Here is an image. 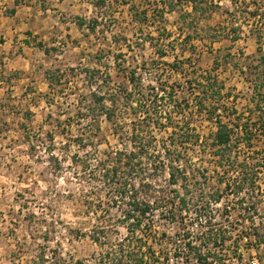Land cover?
I'll return each mask as SVG.
<instances>
[{"label": "rangeland", "instance_id": "obj_1", "mask_svg": "<svg viewBox=\"0 0 264 264\" xmlns=\"http://www.w3.org/2000/svg\"><path fill=\"white\" fill-rule=\"evenodd\" d=\"M105 1L109 3L101 6L99 28L96 25L95 32L83 38V48L80 40L72 44L59 39H56L59 44L47 47L51 55L41 62L42 73L61 70L64 77L54 82L53 89L49 85L33 102L21 104L15 119L11 118V134L1 141L0 264H99L107 260L106 253L112 249L119 254H132L138 261L144 257V264H167L170 259L173 264H181V197L184 194L193 198L200 192L213 196L224 190L222 183L235 180L228 160L215 155L219 148L214 147L211 135L216 126L199 115L196 98L201 96V84L205 82L200 80L211 72L225 83V94L229 92L232 96L229 106L238 100L240 113L248 107L245 97L249 93L240 70L249 67L253 69L252 77H260L264 82V40L260 52L258 29L252 28L247 12L263 0H238V6L232 0H214L218 7L211 14L212 27L206 29L209 15L200 16L202 25L198 31L191 29L196 38L192 42L195 51L184 41H178L179 32L174 33L170 42L166 39L156 46L153 38L159 33L152 19L145 27L130 25L123 9L117 14L115 0ZM133 1L142 10V6L149 9L156 6L159 0ZM176 10L180 11L178 5ZM176 20L174 15L167 25H175ZM93 21L87 26L91 31ZM186 24L181 18V30L188 32ZM232 25L240 40L235 41L234 33H218ZM163 34L166 37L167 32ZM163 49L168 50V56L161 59L157 52ZM176 57L179 69L173 71L170 66L175 64ZM215 67L219 68L217 73L212 72ZM131 70H137L144 88L156 87L164 96L174 89L175 101L181 102L185 110L177 108L174 101H162L156 106L157 119L163 125L145 127L153 139L151 155L170 152L163 153L159 162L150 158L142 163L145 182H153V192L146 200L153 203L154 198L159 200L154 205L159 209L151 214L147 226L128 237V226L122 223L128 201L118 194V181L106 182L104 174L112 170L117 153L138 152L140 141L135 139L133 122L145 121L147 114L135 116L132 110L120 105L117 124L99 115L101 132L91 133V117L85 116L89 115L86 110L79 116L78 105L107 80V74L113 88L126 87ZM160 84L166 92H161ZM185 99L190 102L188 107ZM147 104L152 106L151 101ZM20 112H24V122L16 119ZM168 122L172 125H167ZM82 133L87 136L81 145L78 141ZM172 142L181 145L180 161L175 165L169 162L170 156L177 155ZM254 142L264 146V133ZM176 166L181 171H176L179 181L173 185L169 171ZM129 168L123 164L120 171ZM233 184L236 192L238 186ZM144 194H140L141 200ZM262 222L260 234L264 239ZM102 229L106 238L96 242L93 235Z\"/></svg>", "mask_w": 264, "mask_h": 264}, {"label": "trees", "instance_id": "obj_2", "mask_svg": "<svg viewBox=\"0 0 264 264\" xmlns=\"http://www.w3.org/2000/svg\"><path fill=\"white\" fill-rule=\"evenodd\" d=\"M232 1L236 6H238V0ZM180 4L182 7H184V9L191 8V11H181V18L186 21V25L189 28H186L188 32H186L185 30H180V32L182 31L181 36H183V41L185 42V44L190 46L191 51H195L196 47L194 46V44H192V42L196 38H194V31L192 32L191 29L198 31L199 27H201L202 25L200 16H209L213 13V10L218 7V5L215 4L214 0H159L157 5L153 6V11L151 14V23L157 27V32L159 33L157 38H153V40L156 41V46H159L161 45V43H165L167 41L166 39L169 40L173 36V33L169 32L167 29L168 19L166 18V15L172 12L175 9V6ZM97 5L99 7H101L102 5L104 6L106 5V1H97ZM167 7H169V9ZM131 11L135 12L134 19L140 25H142L144 22H148L147 11L145 9L139 10L138 7L132 6ZM247 15L248 18L252 19V28L258 29L257 43L261 46L263 44L262 41L264 40V0L260 4L256 3L255 9L251 11L249 10L247 12ZM211 18L212 15L208 19L209 22L208 24H206V29L212 27V24H210ZM92 23L94 24V27H92L91 29L95 30L98 22L97 20H94ZM83 24L84 23L81 22V25ZM223 29V31L218 30V33H234L236 35V38H234L235 41L241 39V36L238 35V30L235 29L233 25L232 28L226 27ZM163 32H167L166 37ZM167 45L171 47V44L168 43ZM40 47H42V45H40ZM258 49L260 52L263 51L262 46ZM167 51L168 50L166 49L159 50L157 54L161 59H164L168 56ZM185 53L187 52H185L184 50L183 54L185 55ZM118 57H122V55ZM177 59L178 57H176L175 64H172L170 66L173 68V71L175 69H179V66H177ZM218 70L219 68L215 67L212 69V72L217 73ZM88 71L91 75L92 72L90 70ZM60 72L61 70H56L49 71L47 73L51 89H53L54 82L58 80L62 81L64 75H61ZM128 73L129 74H127V80L129 81V85L127 84L126 87L119 88H113L111 86V77L107 74V80L104 81L102 85H99L97 87L98 90L96 89L94 92H91L90 97L82 98L78 105V115L80 116V113L82 114V111L84 110L89 113V115L87 114L85 116L91 117V129H93L91 133H93L94 131L101 132L98 118L100 117L99 115L103 116L104 119H106V121H108L109 123L113 125L117 124L119 119L118 109L120 105L127 110H132L135 116L141 112H145L147 114L145 121L135 119V121L133 122L135 128V139H138L140 141V148L138 152L137 150H132L128 155L124 153H117L116 163L112 167V170H107L104 174L106 182H110L111 180L112 182H114L115 180L118 181V187L116 188L118 194L123 200L128 201V207L122 214V223L128 226V237H131V235L136 234L137 231H140L142 228L147 226V222H150L151 214L159 209V206L154 207L155 203H159V200L157 202V199L154 198V203L146 200L147 197L150 198V194L153 192V182H145L146 178L143 174L142 163L146 159L150 160V158L155 159L159 162L161 159H163V153L167 155V153L170 152L165 150L164 152H158V155H151L153 139L152 137L148 136L149 130H146L145 127L150 126L151 124L163 125L160 124L159 119H157V113L159 109L158 106H156L162 103V101H174L177 108L182 107L184 110L185 107L181 106V102L179 103L178 101H175L174 89L171 92H168L167 96H164L163 94L158 92V88L156 87H142L137 77V70H131ZM94 74L96 75V73ZM252 76H254L253 69L248 67L246 82L248 84L247 90L249 95L245 97V100L247 102L246 105H248V107L241 113L239 112V108L237 107L238 100L231 102V106L228 105V103L232 101L233 98L232 96H230L229 92L225 94L227 88L225 86V83L219 80L218 76H215L214 74L212 75L210 72L206 77L200 80L205 82L201 84L203 88L201 96H197L196 98L197 109H199L200 116L203 115L206 121H209L216 126V132L211 135V139L213 141L214 147L219 148L215 155H219L218 157H221L223 160H230L231 154L228 155L225 150L232 152V148H230L229 145L239 140L238 138L233 137V127L243 128L244 141L247 143H253L259 134L264 133V82L261 81L260 77L253 78ZM160 85L162 87L161 92H166L167 90H163V84ZM148 101H151V107L147 104ZM185 103L187 107L188 105H190V102L186 99ZM96 112L100 114L91 116L92 113L94 115ZM168 120H170V118H168ZM136 121H139V123H137ZM167 125H172V123L168 122ZM165 126L162 127L167 128ZM136 129H141V131L137 134ZM81 136L82 139H80V141L78 142L82 145V143L86 141L85 137L87 136V134L82 133ZM88 141L91 142V138H88ZM207 141H209V139H207ZM183 143L185 142H182L181 144ZM172 146H174L173 152H176L177 155L170 156L169 162L171 163V165H175L180 161L181 151L178 148L181 147V145H177V142H172L171 147ZM86 147H88V144ZM166 148L168 147L166 146ZM222 149L223 153L220 152ZM85 161L87 164V160ZM124 161L126 163H124ZM123 164L130 168L128 171L125 170L122 173V171H120V168ZM156 164L157 162H154V165ZM176 171H181L180 166L173 167V170L169 171L170 180L172 181L173 185H176L179 181L176 179ZM143 193H145V196H143L144 199L141 200L140 194ZM104 229H102L99 234L95 233V235H93V239L96 242H101L104 238H106ZM106 256L107 260L100 261L99 264H111V262L113 264H144L145 259L144 257H142L138 261L133 258L132 254H119L117 250L113 249L111 251H108L106 253Z\"/></svg>", "mask_w": 264, "mask_h": 264}, {"label": "crops", "instance_id": "obj_3", "mask_svg": "<svg viewBox=\"0 0 264 264\" xmlns=\"http://www.w3.org/2000/svg\"><path fill=\"white\" fill-rule=\"evenodd\" d=\"M97 1L0 0V149L5 137L11 134L10 121L15 117L17 109H21V104L33 102L37 95L45 93L49 88L47 73H42L40 66L41 62L50 58L51 50H47V47L52 48L59 44L56 41L59 39L68 40L72 44L74 40H80L83 48V38L90 37V33L95 32L87 27L91 20L98 21L97 29L101 22L102 10ZM115 2L117 14H121L123 9L130 25L145 27L150 23L153 7L149 9L148 6H142V10L147 11L148 22L140 25L134 19L135 12L131 11L132 6L139 8L134 4L137 1ZM181 7V4L178 5V12L175 6V9L166 15L168 22L174 15L177 16L175 25H167L168 31L173 33L169 42L175 37V32H179L176 33L178 41H183L180 32ZM184 10L191 11V8ZM81 22L84 24L81 25ZM80 61L84 59L81 58ZM244 83L246 87L248 84L245 81ZM43 86L45 89H42ZM23 113L20 112L16 119L24 122Z\"/></svg>", "mask_w": 264, "mask_h": 264}, {"label": "built area", "instance_id": "obj_4", "mask_svg": "<svg viewBox=\"0 0 264 264\" xmlns=\"http://www.w3.org/2000/svg\"><path fill=\"white\" fill-rule=\"evenodd\" d=\"M247 72L240 70L245 82ZM233 137L235 180L213 196L181 197V264H264V146L245 142L242 127H233Z\"/></svg>", "mask_w": 264, "mask_h": 264}]
</instances>
